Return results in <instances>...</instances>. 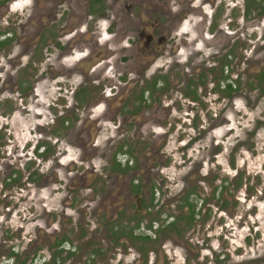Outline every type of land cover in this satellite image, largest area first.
<instances>
[{"label":"flooded vegetation","instance_id":"flooded-vegetation-1","mask_svg":"<svg viewBox=\"0 0 264 264\" xmlns=\"http://www.w3.org/2000/svg\"><path fill=\"white\" fill-rule=\"evenodd\" d=\"M259 2L244 0L240 18L246 20L250 15L262 18L263 1ZM190 3L189 0H0V92L4 94L0 95V120L11 119L16 113L38 117L31 110L44 107L35 98L44 88L46 81L41 77L45 74L47 81L53 82L51 86L57 87V96L46 113L52 114L54 108L62 112L59 123L67 126L66 142L80 151L76 160L67 158L66 151L55 152L51 134L48 137L49 132L36 124L41 138L29 149L31 160L25 164L31 165L5 172L2 189L25 190L29 195L39 190L52 195L63 192L62 200H69L68 210L75 208L83 218L86 213L90 217L103 216V220L96 222H62L67 227L66 233L61 232V226L54 227L57 222H30L28 231L20 226L16 245L5 249L11 241L0 238V264H115L119 253L123 258L129 253L142 256L144 264H173V258L164 255L163 247L178 244L185 225L192 223L186 222L193 220L189 195L178 196L174 205L164 196L162 183L158 181L159 168L163 167L158 151L166 138L156 140L143 128L148 124L156 126L166 111L161 101L167 88L163 74L171 72L166 65L178 69V34L183 49L186 39L181 36L194 33L196 22L187 16L197 17L192 12L198 10ZM215 16L216 7L210 20L205 21L202 41L214 34ZM186 19L190 30L183 31L179 26ZM226 28L229 39L219 65L220 73L226 70L229 78L227 82H217L215 91L230 99L241 92L244 84L240 74L244 69L240 68L242 63L245 65L246 43L234 31L233 24ZM29 53L34 54L33 63L30 61L28 65H33L35 87H23V83L7 87L11 68L20 65L21 58ZM43 63L46 68L36 75ZM260 70L251 72L256 76ZM188 82L190 88H195L193 93L204 85L198 78L196 82ZM228 85L234 91L229 92ZM11 90L29 95V107L20 106L24 95L19 96L21 101L16 106V98L9 94ZM23 111L27 113L22 114ZM68 115L69 119H65ZM86 120L92 121L93 126L87 127ZM104 125L110 126L102 139L95 134ZM1 135L0 148L4 146ZM145 141L149 149L140 148L134 155L133 147ZM141 156L150 160L141 164ZM5 158L6 154L0 151V162ZM98 160L107 170L94 165ZM57 169L61 172L59 176ZM151 176L160 187L155 186V181L142 183L144 177L152 179ZM98 184L105 186L101 197H97L101 192L95 189ZM56 185L58 190L53 188ZM74 193L80 195L79 203L67 196ZM156 195L160 200L164 196L163 202L168 203L161 204ZM168 207H173L172 212L181 209L182 215H169ZM162 217L165 218L161 221ZM73 231L76 234H71ZM164 233L169 234L167 242Z\"/></svg>","mask_w":264,"mask_h":264},{"label":"rangeland","instance_id":"rangeland-1","mask_svg":"<svg viewBox=\"0 0 264 264\" xmlns=\"http://www.w3.org/2000/svg\"><path fill=\"white\" fill-rule=\"evenodd\" d=\"M189 1L190 6L198 10L197 13L192 12L197 17L187 16L188 20L196 22L194 33L189 37L181 36L186 39L183 49L178 34V69H173L175 65H166L171 71L163 74L167 88L161 101L166 111L156 126L148 124L143 128L145 132L150 131L156 140L165 136V142L158 151V157L163 159L158 181L162 183V192L171 205L178 202V196L189 195V212L193 217V220L186 221L192 223L185 225L178 244L169 243L163 247L164 255L172 257L173 264H264V95L256 86L258 78L251 72L257 68L264 69V16L250 15L242 20L244 0ZM261 1L264 8V0ZM215 7V32L202 41L205 21L210 20ZM187 19L179 26L183 31L190 30ZM229 23L246 43L243 52L245 65L241 62L240 68L244 71L240 74L242 83L247 84V87L242 84L241 92L230 99L222 98L215 91L217 82H227L229 78L226 70L220 73L219 65L229 39L226 28ZM33 57L34 54L29 53L21 58L20 65L11 68L7 87L15 83L35 87L33 65H28ZM45 68L43 63L35 74H40ZM41 78L46 82L35 99L44 107L37 106L31 110L38 117L16 113L11 119L0 120V128L7 124L0 131L4 145L0 151L6 154L0 162V238L7 237L11 241L5 249L18 243L19 227L23 226L28 231L30 222H57L54 227L61 226V232L66 233L67 227H63L62 222L103 220L101 214L90 217L86 213L83 218L75 208L68 210L66 205L69 200H62L63 192L52 195L46 190H39L29 195L25 190L2 189L5 172L31 165L25 164L31 158L29 149L41 138L36 124L49 132L48 137L51 134L55 152L66 151L67 158L71 160H76L80 153L77 147L66 142L67 126H60L59 123L63 119L62 112L54 108L52 114L46 113L48 105L52 106L57 96V87L51 86L53 82L47 81L45 74ZM196 78L204 85L193 93L195 88L189 87L188 80L196 82ZM16 91L9 92L11 98H16L15 105L21 101L19 96L24 95L20 106L27 104L29 107L30 96L25 92L18 95ZM0 95L3 97L4 94L0 92ZM65 119H69V115ZM86 125L93 126V122L86 120ZM109 126H102V130L95 135L103 139ZM146 147L149 149L147 141L138 143L133 147L134 155L138 149ZM148 160V156L139 158L141 164ZM94 165L107 170L99 160ZM59 170L56 171L57 176L61 173ZM137 176L142 177L141 174ZM148 181H155V186L160 187L153 177H144L142 183L145 185ZM53 188L58 190L57 185ZM95 189L101 192L97 197L103 196L104 185L98 184ZM67 196L76 203L80 201V195L76 193ZM163 197L160 200V196H155L161 204L168 203L163 202ZM168 209L169 215H182L181 209L178 212H172L173 207ZM164 235L167 242L169 234ZM129 254L123 258L119 253L115 264H136L135 260L144 264L142 256L138 258L133 253Z\"/></svg>","mask_w":264,"mask_h":264},{"label":"trees","instance_id":"trees-1","mask_svg":"<svg viewBox=\"0 0 264 264\" xmlns=\"http://www.w3.org/2000/svg\"><path fill=\"white\" fill-rule=\"evenodd\" d=\"M252 1H255V0H248L249 3H251ZM259 4H260V2H259ZM247 13H249V9L248 8H247ZM263 70L264 69L260 70V72L256 75V77L258 78L256 86L258 87L261 95H264V71ZM227 87H228L227 89H229L228 90L229 92L234 91L230 85H228Z\"/></svg>","mask_w":264,"mask_h":264}]
</instances>
